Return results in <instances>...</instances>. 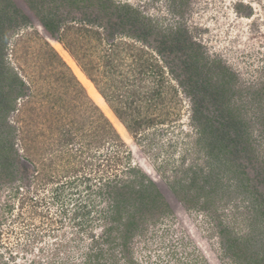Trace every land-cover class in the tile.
Instances as JSON below:
<instances>
[{
    "label": "trees",
    "instance_id": "obj_1",
    "mask_svg": "<svg viewBox=\"0 0 264 264\" xmlns=\"http://www.w3.org/2000/svg\"><path fill=\"white\" fill-rule=\"evenodd\" d=\"M20 1L37 25L17 0H0V241L18 222L32 235L22 243L29 264H140L136 238L173 214L54 42L134 138L178 120L184 91L196 157L153 168H171L167 184L185 209L210 214L223 263L264 264V138L253 137L256 125L264 137L263 89L242 85L185 24L162 29L128 1ZM5 249L0 264H16Z\"/></svg>",
    "mask_w": 264,
    "mask_h": 264
},
{
    "label": "rangeland",
    "instance_id": "obj_2",
    "mask_svg": "<svg viewBox=\"0 0 264 264\" xmlns=\"http://www.w3.org/2000/svg\"><path fill=\"white\" fill-rule=\"evenodd\" d=\"M120 1L139 5L143 7V10L158 17L157 21L162 29L166 30V27L175 29L185 24L196 40L202 44L203 51L212 58L221 59L239 74L242 85L252 84L258 91L261 88L264 91V0ZM17 3L31 15L33 22L37 25L36 19L27 6L20 0H17ZM35 43L39 44V40ZM51 44L73 68L89 95L119 131L125 142V150L129 152L130 160L141 166L155 179L172 208L171 216L155 226H150L144 238H136L134 255L140 260V264H225L219 258L218 240L213 234L214 221L210 214L207 211L185 209L167 184L171 168H168L166 173H162V176L153 168V165L166 161L172 163L173 160L169 159L173 157L176 165L179 164L182 156L186 155L188 163L196 157L193 144L189 142L195 136V131L190 126L189 97L181 90L179 96L181 100L175 108V112H179L178 120L167 124L168 126H157L154 130H149L147 137L134 138L119 122L92 82L77 67L68 53L60 50L54 42ZM42 127L44 131V126L39 129L41 130ZM258 128L256 125L253 137L264 138L258 134ZM0 196H2L1 208L3 199H7L5 191H0ZM17 208L15 205L10 219L15 217ZM237 215L241 217V214L237 213ZM233 217L232 212L227 211L226 219L230 221ZM25 218V221L29 222L30 219ZM32 222L40 223L38 219ZM12 224L17 233L1 235L0 253L6 256L5 259L10 258L5 249V245L8 244L16 264H29L31 250L28 246H24L25 249L23 244L32 242V235L26 226L23 227V223L12 222ZM235 227L237 230L242 229L239 222H236ZM35 230L38 229L35 228ZM52 241L53 235L44 236L38 243H34L33 252L37 256H44L39 251L40 248L46 249Z\"/></svg>",
    "mask_w": 264,
    "mask_h": 264
}]
</instances>
